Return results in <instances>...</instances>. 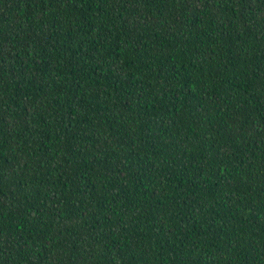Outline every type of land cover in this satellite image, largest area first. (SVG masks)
Wrapping results in <instances>:
<instances>
[{
	"label": "trees",
	"instance_id": "trees-1",
	"mask_svg": "<svg viewBox=\"0 0 264 264\" xmlns=\"http://www.w3.org/2000/svg\"><path fill=\"white\" fill-rule=\"evenodd\" d=\"M0 264H264V0H0Z\"/></svg>",
	"mask_w": 264,
	"mask_h": 264
}]
</instances>
